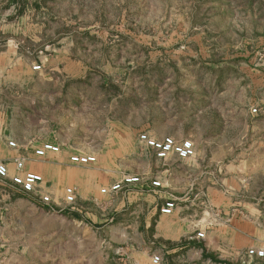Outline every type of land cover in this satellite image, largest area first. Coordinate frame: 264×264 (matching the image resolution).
<instances>
[{
    "label": "rangeland",
    "instance_id": "374dc122",
    "mask_svg": "<svg viewBox=\"0 0 264 264\" xmlns=\"http://www.w3.org/2000/svg\"><path fill=\"white\" fill-rule=\"evenodd\" d=\"M0 56L16 130L29 134L8 143L13 164L43 171L33 193L0 179L11 264L27 262L28 248L123 264L136 238L153 264L167 247L158 235L191 222L198 240L240 217L264 225V0H0ZM142 134L188 140L194 155L158 159ZM46 143L59 152L35 156ZM73 153L95 161L73 165ZM124 177L139 182L110 192ZM169 200L176 210L163 216ZM249 249L227 264L262 263Z\"/></svg>",
    "mask_w": 264,
    "mask_h": 264
},
{
    "label": "crops",
    "instance_id": "0c3cea01",
    "mask_svg": "<svg viewBox=\"0 0 264 264\" xmlns=\"http://www.w3.org/2000/svg\"><path fill=\"white\" fill-rule=\"evenodd\" d=\"M9 57H11L10 53H8V68L11 69V59H9ZM2 58H4V56H0V60ZM1 71L2 70L0 69V76L3 74ZM6 80L7 83L0 80V88H2L1 86H5V84L7 85L5 91L0 89V95L5 101V103L0 101V162L7 164L8 182H10L11 177L25 172H32L41 176L43 171H33L31 165L24 166L18 173L13 164V160L18 157V149L9 148L8 143L13 141L21 147L29 139V134L24 130H16V121L12 119L11 116V72ZM5 113H8V115L6 116ZM57 139L61 142L60 137ZM85 153L90 154L91 152L85 151ZM72 155H74V153L70 156ZM231 224V228L219 226V228L207 232L202 240H198L192 235V232H194L192 222L187 228L184 227V233L182 234H178L176 231L165 235L160 234L158 237L163 238L162 240L167 243V247L159 252L153 253V255H160L162 258V264H227L229 262L225 259V256H229L230 254H234L235 256L238 251H244L248 248L264 249V237L262 236L261 229L264 225H262L260 221L255 222L240 217L234 219ZM183 237L184 242L181 243L180 240ZM140 238L142 240V237ZM10 241L11 218L7 219L0 217V243L2 246L5 245L2 254L6 255L0 264H4V262L11 264L12 262L8 257L14 255L13 251L15 249L11 248ZM140 244V239L138 240V238H136L134 246L127 245L126 248L121 250V254L124 256L123 264H142L144 255L139 252ZM26 252L29 260H27V262L24 260L22 264H68V260H65L62 252L59 254L57 253L54 257L49 256L48 253L34 254L29 248ZM2 254H0V257ZM174 256H176V258ZM179 256H181L182 259H180ZM52 260L54 261L52 262ZM260 260L262 261L260 264H264V258Z\"/></svg>",
    "mask_w": 264,
    "mask_h": 264
},
{
    "label": "built area",
    "instance_id": "2783aa9c",
    "mask_svg": "<svg viewBox=\"0 0 264 264\" xmlns=\"http://www.w3.org/2000/svg\"><path fill=\"white\" fill-rule=\"evenodd\" d=\"M36 67L35 69H38ZM255 112V110H253ZM139 141L145 147L151 149L155 156L158 159H165L170 154H174L176 157L180 159H188L193 157L194 155V147L192 142L188 140H184L181 142H176L171 137H166L161 140H155L150 138L146 134H142L139 136ZM9 146L14 147L13 143H9ZM59 152V148L55 145L46 143L43 144L39 149L34 151L35 156L37 157H45L47 153L56 154ZM69 161L73 164L77 165H86L93 163L95 161V157L93 156H79V155H72L69 157ZM15 167L18 171L23 169V161L16 160ZM0 179H8V168L4 163L0 162ZM10 182L13 186L19 188L23 193H33L42 183V177L38 174L32 172H25L22 174H17L10 178ZM139 182L138 177H124L120 182L112 185L109 189L110 192L118 191L121 186L124 185H132ZM154 187H159V182H152L151 184ZM102 193H105L106 190H102ZM43 202H48L49 198L44 196L41 198ZM75 200V191L73 188H67L65 190V201L68 204H73ZM176 207V203L174 200H169L165 202L159 209L161 215H170ZM264 234V231H263ZM198 238H203L204 235L199 232L197 233ZM246 257L250 260L252 259H263L264 258V249H254L251 248L246 252ZM249 260V261H250ZM153 264H162V258L160 255H154L151 258Z\"/></svg>",
    "mask_w": 264,
    "mask_h": 264
}]
</instances>
